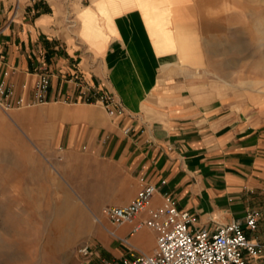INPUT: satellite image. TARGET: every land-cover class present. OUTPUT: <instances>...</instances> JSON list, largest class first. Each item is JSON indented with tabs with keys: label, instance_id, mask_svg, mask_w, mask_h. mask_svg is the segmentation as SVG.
<instances>
[{
	"label": "crops",
	"instance_id": "0c3cea01",
	"mask_svg": "<svg viewBox=\"0 0 264 264\" xmlns=\"http://www.w3.org/2000/svg\"><path fill=\"white\" fill-rule=\"evenodd\" d=\"M175 10L189 22L181 38ZM190 19L188 0H0V88L6 103L24 106L11 118L53 169L55 198L77 199L88 213L102 255L92 264L152 253L156 231L145 221L167 197L194 217L190 228L209 231L260 206L263 134L180 81L183 62L203 66ZM42 72L46 103L36 104ZM102 93L124 114L109 117ZM145 184L155 186L146 207L112 223L105 210L127 205ZM259 222L246 229L260 248L249 264H264Z\"/></svg>",
	"mask_w": 264,
	"mask_h": 264
},
{
	"label": "rangeland",
	"instance_id": "374dc122",
	"mask_svg": "<svg viewBox=\"0 0 264 264\" xmlns=\"http://www.w3.org/2000/svg\"><path fill=\"white\" fill-rule=\"evenodd\" d=\"M188 1L203 66L183 62L180 81L201 102L217 100L213 104L223 111L246 114L264 136V0ZM183 11L172 16L174 38L188 26ZM7 95L0 88V264H79L83 245L96 251L92 264L102 255L94 248L88 213L77 199L55 198L53 169L11 118L24 106L6 103ZM256 198L260 206L249 208L260 212V233L264 188Z\"/></svg>",
	"mask_w": 264,
	"mask_h": 264
},
{
	"label": "built area",
	"instance_id": "2783aa9c",
	"mask_svg": "<svg viewBox=\"0 0 264 264\" xmlns=\"http://www.w3.org/2000/svg\"><path fill=\"white\" fill-rule=\"evenodd\" d=\"M20 0H16L18 3ZM49 75L39 74L35 88V103H46ZM86 102L90 99L86 98ZM97 101L111 118L124 114L122 105L109 95L102 93ZM155 191L153 184H145L136 197L127 205L108 207L105 211L112 223L119 225L130 222L143 210ZM260 212L256 209L246 211L244 218L219 224L213 231L206 228L193 229L189 224L194 217L187 211L177 209L170 198L156 210H152L145 225L156 231V247L150 253H132L123 257L119 264H249L260 248L250 239L246 229L255 231L258 227ZM140 227L137 225L136 228ZM79 264H89L96 251L90 245L78 249ZM105 264H115L105 259Z\"/></svg>",
	"mask_w": 264,
	"mask_h": 264
}]
</instances>
